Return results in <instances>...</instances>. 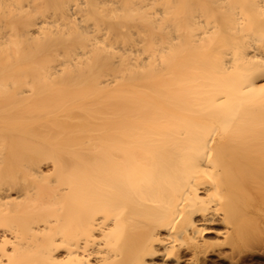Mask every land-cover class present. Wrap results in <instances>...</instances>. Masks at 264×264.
Masks as SVG:
<instances>
[{"label": "bare ground", "instance_id": "obj_1", "mask_svg": "<svg viewBox=\"0 0 264 264\" xmlns=\"http://www.w3.org/2000/svg\"><path fill=\"white\" fill-rule=\"evenodd\" d=\"M263 225L264 0H0V264L255 263Z\"/></svg>", "mask_w": 264, "mask_h": 264}, {"label": "rangeland", "instance_id": "obj_2", "mask_svg": "<svg viewBox=\"0 0 264 264\" xmlns=\"http://www.w3.org/2000/svg\"><path fill=\"white\" fill-rule=\"evenodd\" d=\"M261 234H264V225H263V227H262V229H261V232H260ZM260 234V235H261ZM262 238H264V235L263 236H261ZM261 254L262 255H260V257L259 258H257L255 261V263L254 262H252V261H247V262H245L246 264H251V263H253V264H264V246L261 248ZM250 262V263H249Z\"/></svg>", "mask_w": 264, "mask_h": 264}]
</instances>
